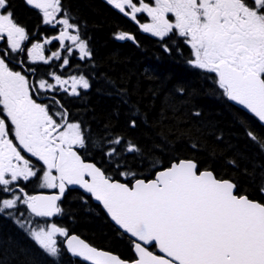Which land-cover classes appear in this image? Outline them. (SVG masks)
Returning <instances> with one entry per match:
<instances>
[{
    "label": "trees",
    "instance_id": "1",
    "mask_svg": "<svg viewBox=\"0 0 264 264\" xmlns=\"http://www.w3.org/2000/svg\"><path fill=\"white\" fill-rule=\"evenodd\" d=\"M11 2L19 21L37 24L22 0ZM62 3L80 21L91 53L80 63L89 86L70 107L86 159L127 183L193 160L198 171L229 179L238 195L264 204V127L228 100L216 70L195 66L192 48L178 36L152 37L102 0ZM123 32L127 37L118 36ZM22 209H0V264H87L72 258L62 239L55 253L41 246L14 220L12 211ZM54 222L96 247L135 258L132 240L77 189L66 192Z\"/></svg>",
    "mask_w": 264,
    "mask_h": 264
},
{
    "label": "flooded vegetation",
    "instance_id": "2",
    "mask_svg": "<svg viewBox=\"0 0 264 264\" xmlns=\"http://www.w3.org/2000/svg\"><path fill=\"white\" fill-rule=\"evenodd\" d=\"M102 1L152 37L209 45L217 61L235 57L244 70L257 69V52L244 42L262 36L264 0ZM22 2L37 16L34 27L18 20L11 0H0L1 207L15 194L26 204L39 191H55L59 149H74L89 161L80 153L81 125L70 111L87 81L80 71L89 45L81 23L62 0L45 10ZM47 171L53 186L43 182Z\"/></svg>",
    "mask_w": 264,
    "mask_h": 264
},
{
    "label": "water",
    "instance_id": "3",
    "mask_svg": "<svg viewBox=\"0 0 264 264\" xmlns=\"http://www.w3.org/2000/svg\"><path fill=\"white\" fill-rule=\"evenodd\" d=\"M48 9L55 0H24ZM228 100L264 126V79L227 61L217 64ZM57 189L27 202L36 217L54 219L68 187L99 204L111 223L132 239L135 258L97 248L76 233L63 240L72 258L87 264H264V204L236 194V185L182 159L131 184L107 177L75 150L59 149ZM155 245L156 251L150 250Z\"/></svg>",
    "mask_w": 264,
    "mask_h": 264
},
{
    "label": "rangeland",
    "instance_id": "4",
    "mask_svg": "<svg viewBox=\"0 0 264 264\" xmlns=\"http://www.w3.org/2000/svg\"><path fill=\"white\" fill-rule=\"evenodd\" d=\"M258 24L261 29L260 30L262 34L261 38L248 40V42H244V43L247 44L248 47H250V50L257 52L255 54V57H258L257 70L259 71L260 74H264V42L262 41L264 36V20H260ZM204 43L206 44V41H204ZM191 44L194 55L192 63L200 68H211L217 71V67L215 63L217 62V60L211 57L210 52L212 50L210 49V46L195 45L193 42H191ZM85 51H86V56H89V50H85ZM229 62L237 67H242L243 64L242 62H241L242 64H240V62H238V60H236L235 57L234 58L232 57L231 60H229ZM86 85H87V81H86ZM81 135L83 136L82 131L80 132L78 140L81 138ZM54 181L55 179L53 174H50V172L44 174L43 182H45L50 186H53ZM44 187L45 185H38V188H44ZM13 197L14 198L10 200H6L3 204H1L2 205L1 208L7 209L9 207H14L13 205L19 206L23 204L19 201L20 198L19 194H15V196ZM25 210L23 211L22 209L21 212H14V217H13L14 220L19 225H21L31 235V237H33V239H35L41 246H43L51 253H55L58 239H63V237H65L68 234V228L61 227L58 224H56L54 221L35 219L33 215H31L29 212Z\"/></svg>",
    "mask_w": 264,
    "mask_h": 264
}]
</instances>
